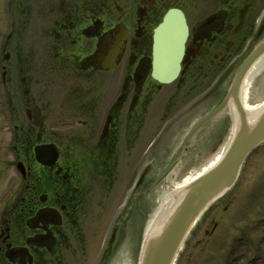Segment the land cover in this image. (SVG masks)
Returning <instances> with one entry per match:
<instances>
[{
	"label": "flooded vegetation",
	"instance_id": "obj_1",
	"mask_svg": "<svg viewBox=\"0 0 264 264\" xmlns=\"http://www.w3.org/2000/svg\"><path fill=\"white\" fill-rule=\"evenodd\" d=\"M1 1L5 15L19 19L3 47V106L13 139L33 162L41 142L65 144L67 151L50 167L44 195L35 186L19 196L17 217L0 221V264H47L49 252L54 264H67L66 254L85 247L84 216L92 204L81 168L117 158V168L121 161L133 174L143 160L173 157L175 143L222 96L263 34L264 0ZM172 9L184 13L188 37L180 74L161 83L153 74L155 33ZM64 113L85 124L52 131ZM43 209L59 210L62 220L36 219ZM19 247L32 259L11 260L7 253Z\"/></svg>",
	"mask_w": 264,
	"mask_h": 264
},
{
	"label": "rangeland",
	"instance_id": "obj_2",
	"mask_svg": "<svg viewBox=\"0 0 264 264\" xmlns=\"http://www.w3.org/2000/svg\"><path fill=\"white\" fill-rule=\"evenodd\" d=\"M5 118L0 112V127L7 123ZM0 135V161L6 159L4 164H9L5 171L0 163L1 192L5 178L16 180V173L13 162L7 160L11 134L0 132ZM226 199L193 230L176 264H228L229 261L230 264H254L259 257L255 264H264V145L251 153L239 181ZM215 221L219 226L213 232ZM137 229L141 230V226Z\"/></svg>",
	"mask_w": 264,
	"mask_h": 264
},
{
	"label": "water",
	"instance_id": "obj_3",
	"mask_svg": "<svg viewBox=\"0 0 264 264\" xmlns=\"http://www.w3.org/2000/svg\"><path fill=\"white\" fill-rule=\"evenodd\" d=\"M264 51V44L240 68L241 73ZM237 88H232L236 94ZM264 142V110L250 116L242 110L233 141L224 157L209 171L189 183L176 200L169 202L154 222L155 230L148 235L140 264H173L191 227L201 213L235 184L249 152Z\"/></svg>",
	"mask_w": 264,
	"mask_h": 264
},
{
	"label": "bare ground",
	"instance_id": "obj_4",
	"mask_svg": "<svg viewBox=\"0 0 264 264\" xmlns=\"http://www.w3.org/2000/svg\"><path fill=\"white\" fill-rule=\"evenodd\" d=\"M263 64H264V59L263 60H261L255 67H254V69H253V73H257L260 69H261V67L263 66ZM258 107H260V106H256L255 105V107H251L252 109V111L253 112H255L256 111V109H258ZM150 228V231L149 232H147V236L148 235H150L151 233H153L154 232V230H155V227L153 226V225H149V227H148V229Z\"/></svg>",
	"mask_w": 264,
	"mask_h": 264
}]
</instances>
